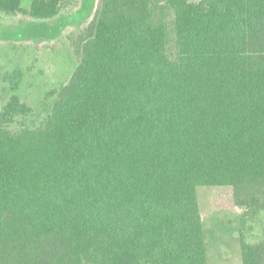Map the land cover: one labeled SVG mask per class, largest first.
I'll use <instances>...</instances> for the list:
<instances>
[{
    "label": "trees",
    "instance_id": "trees-1",
    "mask_svg": "<svg viewBox=\"0 0 264 264\" xmlns=\"http://www.w3.org/2000/svg\"><path fill=\"white\" fill-rule=\"evenodd\" d=\"M90 1L0 0L6 33L85 24L50 113L0 109V264H207L198 187L264 210V0Z\"/></svg>",
    "mask_w": 264,
    "mask_h": 264
},
{
    "label": "rangeland",
    "instance_id": "rangeland-1",
    "mask_svg": "<svg viewBox=\"0 0 264 264\" xmlns=\"http://www.w3.org/2000/svg\"><path fill=\"white\" fill-rule=\"evenodd\" d=\"M29 2L24 0V7L28 8ZM78 5L81 6V0H77V7H72V14H76ZM95 6V0H91L75 19L93 14ZM84 25L68 24L63 19L55 25L36 26L19 33L0 29V109L10 96L17 95L33 110L28 126L48 115L77 65L67 37L78 33ZM196 196L207 264H241L240 238L255 244L264 237V210L242 218V211L232 205L227 188L198 187Z\"/></svg>",
    "mask_w": 264,
    "mask_h": 264
},
{
    "label": "crops",
    "instance_id": "crops-1",
    "mask_svg": "<svg viewBox=\"0 0 264 264\" xmlns=\"http://www.w3.org/2000/svg\"><path fill=\"white\" fill-rule=\"evenodd\" d=\"M206 255H207V253H206ZM242 264V263H241Z\"/></svg>",
    "mask_w": 264,
    "mask_h": 264
}]
</instances>
